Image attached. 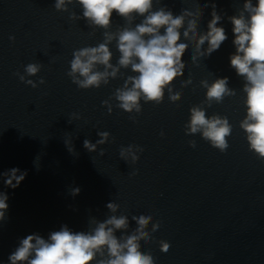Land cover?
<instances>
[{"label":"water","instance_id":"1","mask_svg":"<svg viewBox=\"0 0 264 264\" xmlns=\"http://www.w3.org/2000/svg\"><path fill=\"white\" fill-rule=\"evenodd\" d=\"M199 2L208 5L201 30H207L215 3L228 39L199 67L191 63V48L185 52L184 76L173 83L181 100L170 102L166 92L159 105L141 101L139 114L116 108L112 101L109 114L102 101L123 79L80 89L67 75L74 50L103 39V30L93 35L85 20L69 18L72 11L82 15L81 6L72 4L69 12H62L55 9V0H0V172L18 168L27 173L16 188L0 177V192L8 195L0 222V264H10L9 255L27 235L47 238L63 225L87 231L90 217L102 221L111 214L109 202L120 206L118 215L129 216L130 228L136 227L132 215H152L153 223L160 222L152 243L142 242L156 264H264V161L249 150L239 127L246 114L243 81L229 59L235 48L227 17L242 8L243 0ZM162 4L174 15L193 6L182 0ZM112 21L113 30L124 23L115 13ZM111 50L115 64V44ZM29 63L42 65L36 76L26 77L36 88L16 75H24ZM215 77H228L229 87L237 91L207 109L208 115L227 116L233 125L224 153L184 131L190 107L205 100L200 81ZM41 78L45 83H39ZM189 78L193 84L183 88L182 80ZM100 131L110 133L108 142L89 152L83 142L95 144ZM192 139L196 148L189 146ZM129 145L143 148L135 163L120 157V149ZM74 188L80 189L78 195L71 194ZM161 240L170 243L168 253L160 250Z\"/></svg>","mask_w":264,"mask_h":264},{"label":"clouds","instance_id":"2","mask_svg":"<svg viewBox=\"0 0 264 264\" xmlns=\"http://www.w3.org/2000/svg\"><path fill=\"white\" fill-rule=\"evenodd\" d=\"M182 2L193 6L184 7L174 15L162 0H55V9L62 12H69V5L79 4L82 15L72 11L69 18L85 20L93 29V35L96 29L103 30V39L96 46L74 50L67 72L72 83L80 89H91L106 86L114 79H123L122 86L116 88L109 99L102 101L109 114L113 110L112 101L116 102V108L129 114L142 112L141 101L161 104L166 92L170 102L180 101L182 92L174 91L173 83L184 76L187 65L182 57L185 52L191 48V63L199 67L228 39L221 26L224 17L217 11L215 3L211 6L207 30L202 31L200 25L208 5L202 7L199 0ZM113 13L124 21L122 25L117 24L115 30ZM138 17L141 19L136 23ZM227 19L232 24L235 48L229 58L230 67L243 81L241 91L246 114L239 127L245 133L249 150L264 161V0H257L255 4L253 0H243L242 8ZM113 44L119 53L115 64L112 62ZM41 67L40 63H29L24 75H16L21 82L36 88L37 83L26 77L36 76ZM122 69L130 70L132 74H126ZM39 83H45L44 79L41 78ZM181 83L187 88L193 80L189 78ZM200 87L206 90L205 100L190 107L189 119L184 125L185 135H199L224 153L230 147L228 138L232 135L233 125L227 116L208 115L207 109L223 103L226 97H235L237 91L229 87L228 77H215L211 81L203 79ZM130 118L135 119L134 116ZM97 135L100 139L95 144L89 140L83 142L89 152L97 151L98 146L107 143L110 137L107 131H100ZM188 143L192 148L197 147L194 139ZM65 144L69 152L74 153L73 146ZM142 151L138 145H129L120 149V157L135 163ZM100 155H104L103 149ZM26 175L18 168L0 172V177L6 178V185L11 188L18 187ZM79 191L74 188L71 194L78 195ZM7 200L8 195L0 192V222L5 219ZM106 207L111 214L102 221L90 217L87 231L74 232L63 225L47 238L39 234L27 235L9 255L10 264H156L152 253L142 250V242L152 243L154 234L160 230V222L153 223L152 215H132L131 221L136 227L130 228L129 216L117 214L120 207L117 203L109 202ZM159 245L163 253L171 249L167 241L161 240Z\"/></svg>","mask_w":264,"mask_h":264}]
</instances>
